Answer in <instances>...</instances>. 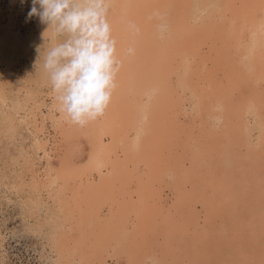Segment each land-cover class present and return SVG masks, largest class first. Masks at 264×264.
Segmentation results:
<instances>
[{
	"label": "rangeland",
	"instance_id": "rangeland-1",
	"mask_svg": "<svg viewBox=\"0 0 264 264\" xmlns=\"http://www.w3.org/2000/svg\"><path fill=\"white\" fill-rule=\"evenodd\" d=\"M120 1L121 0H113V3H111L112 0L109 1L107 0L108 20L111 25L112 36L116 40V48L118 53L117 55L119 56L120 49L125 48L122 52L126 53L129 56L130 61L132 60L131 53L128 52V48L131 49L132 44H130L129 47L128 46L125 47V43L127 42L130 43V41L132 43L137 42V39L134 40L132 33L130 32V30L127 29L129 24H131V22L134 21L138 25L137 27L135 25L136 30L141 29L142 26L140 25H146V27L149 26L148 28L154 31V37H156L161 43H165L166 45H168L166 50H168L167 52L169 56L168 57L169 66L166 69L158 71L156 75L154 74L152 80L145 79L144 81L139 82L140 80L139 79L137 80V78L138 77L141 78L140 77L141 75L140 76L135 75L136 78L134 79V77L132 76L130 65H128V70L129 69L130 70L127 72H130L129 73L130 75L127 72H125L124 75H122L123 77L121 76V74L119 73L117 74L116 84L118 83L121 85L120 86L118 85V87L116 86L113 92L112 98L113 97L114 98L111 99V102L109 104L110 106L111 105L112 106L107 107L108 109H110V111L107 109L102 117L98 118L95 121L89 122L85 126H79L71 123L68 119H66V116L60 111L59 104L55 99V93L52 90V85L50 82L49 75H47L48 73L43 68L45 53L48 50V48H50L51 46H53V44L58 42V38L54 36L51 30H49V32L46 33L48 29V25L41 23L40 18L38 16H34L31 19L28 18V12L32 7V0H0V264H68L67 261L66 263H63L62 258L65 255L62 254L63 250H61V253L58 252L59 246H62L63 248L70 247L68 251L71 250L70 251L71 253L69 252V254L67 253L66 254L68 259L72 260L71 264L72 263L73 264H82V263L83 264H104V263L105 264H128V263L146 264L149 258H153V260L155 258L154 261L157 264L159 262V260L156 261V258L158 256H160L159 259L161 260V263L158 264H229V261L234 260L235 257L238 255V251L235 252L232 250V248L225 247L224 242L221 244L220 243L211 244L212 245L211 249L207 251L201 250V247L199 245L195 246L196 244H200L201 243L200 241L204 239L201 238L202 239L201 240L199 237L201 234H205V232L209 229L211 224L212 227L219 226L223 232L226 231L228 233L230 232V230L233 231V233H236L240 239H245V238L247 239V237H249L247 235H250L251 232H252L251 235H254V232L258 233L256 235L257 237L259 236L258 239H256V237L254 236H253L254 240L253 238L250 239V237L252 236H250L247 239V242H249V246L251 249H253V247L256 246L255 244L260 243L262 241V238L264 237V226L263 228L257 230H255L254 228L253 229L251 228L252 229L251 230L249 226L250 224L255 222L254 221L255 219L252 216L255 215L256 217L259 215V213L261 214L262 207L260 209V206L262 205L264 206V188H263L264 175L262 174L264 173L263 172L264 170L261 173L262 175L259 173L261 172L262 169H264V155L261 156L260 154L258 155L255 152L253 154V152H251L254 149L256 152L263 151V149L260 147V143H262V141L264 140V136H263L264 111H262L263 109H260V108H264L263 107L264 106L263 105L264 104L263 102L264 101V95H263L264 94V54H262L264 53V47H263L264 46V40H263L264 39V30H263L264 0H252V1L215 0L216 3L214 2V0H208L209 2L207 0H176V2L175 0H169L167 1V4H165L164 7L166 8L165 11L161 10L160 12V14L164 13L165 16L164 14L163 16H160L161 21L157 22L156 24H155V20L154 22L151 23L147 21L148 15L150 14V9L146 7V4L148 7H151L150 4L153 2V4L155 3L154 6L157 7L156 4L159 0H156L157 2L155 0H150V1L145 0V2L142 1V3L140 2V0H138L139 3L135 2L136 4V6L134 7L135 10L134 8H132L133 7L132 4L128 5V3H125L124 0L121 1V3H119ZM241 1L243 2L242 4ZM148 2L151 3L149 4ZM183 2H186L187 6H185ZM218 2L219 4H217ZM214 3L217 4L219 8L215 6ZM124 4H126V6H123ZM139 5L141 6L139 7ZM37 7L39 8V5H37ZM232 7H235L236 10L235 8L233 9ZM184 8H185V15L182 16V19L187 20L188 25L191 26V29L193 30L192 33H189L191 35H188L186 41L184 40L182 41V39L179 38L181 35H177L178 30H175L173 28L174 26L173 22L170 19L171 17H169L171 16L172 13H177L178 11L179 12L177 14H179ZM192 10L194 11V13L192 12ZM225 10L228 13H226ZM240 10L242 11L240 12ZM143 12H147V13L144 14ZM124 13L126 14L125 17L126 19H124L125 22H122L120 16H123ZM249 15L251 18L248 17ZM227 18H229L230 20L229 21L226 20ZM142 19H144V21ZM154 19H157L156 15ZM249 19H252L253 21ZM145 20L147 24L143 23L145 22ZM219 21L225 23H220ZM228 22L231 24L228 25ZM153 23L155 25H153ZM161 25H163V27H161ZM225 25H228V27ZM241 25L244 26L241 27ZM151 26L154 28H152ZM260 29L261 31L263 30V32H261ZM161 35L163 36V39ZM245 35L250 38L246 37ZM126 36L127 39L129 37L131 40L128 39L129 41H127V39H125ZM219 36L222 37V39ZM232 36L236 38L234 39V37ZM225 37L226 40L223 39ZM240 38L243 40L241 41ZM244 38L246 39V44L245 42H243L245 41ZM223 40L225 41L223 42ZM255 40L258 42V44L256 43ZM49 41L50 43H48ZM212 43L214 45H212ZM226 43H228V46H225L227 45ZM139 44L140 43H138V45ZM236 44H238L239 46ZM254 45L255 46L257 45L256 48ZM199 47L200 49H198ZM214 48L219 49V51H216V49ZM232 48L234 49V51ZM199 51L200 52L206 51V52L199 54ZM254 51L257 52L254 53ZM183 53L186 54L187 56L189 55L190 59H188L187 56H185L184 58L182 56ZM212 53L214 56L212 55ZM208 54L211 55V57L208 56ZM251 54L252 56H250ZM204 56L206 57L205 60L203 58ZM243 56H245L246 58H244ZM194 59L199 63L200 60L202 61L204 60L203 62L204 63L206 62L204 65H207V67L204 66L202 62L200 64L196 63ZM166 60L168 59H163L162 61L165 63L167 62ZM176 60L178 64L176 63ZM247 61H248L247 63L248 65L244 67V65L246 64L244 62ZM155 62L156 59L152 58V63L155 64ZM187 62H191V64L189 65ZM216 62L219 63L217 64ZM251 62H253V65H251ZM184 63L186 64V66ZM144 64L145 65H142L143 69H145L146 67L149 68L148 65L149 63L145 62ZM221 64L222 65L224 64L223 65L224 67H222ZM194 65H197L198 68L197 66ZM202 65L204 67H202ZM187 66H189V68ZM247 66H249L250 68ZM190 67H192V69ZM213 67L214 70L212 69ZM218 68L220 70H218ZM227 68L228 71H226ZM240 68L244 69V70L242 69L243 70L242 73H240L241 72ZM193 69L196 72L194 74H192ZM133 70L135 71V69ZM189 70L191 71L189 72ZM252 70H254L253 71L254 73L251 72ZM199 71L201 72L198 73ZM136 72H138V70H136ZM177 72L180 73L179 75L183 74V76L184 75L187 76L185 80L184 78L182 79L184 81L183 83L181 82L180 85L177 84L179 82H174L175 81L174 78L176 77V74H178ZM249 73L250 74L252 73L251 74L252 76ZM258 73H260L262 79V80H258L260 81L261 86L255 84L256 86L255 89L258 88L259 93L256 92L257 94L251 97L252 99L246 98L248 97L245 95V91H247V88H245L246 90H243L240 81L247 78V80L249 79L248 81L251 83L252 81H254L253 74H258ZM161 74L164 75L163 78L165 80L162 79ZM205 74L207 75L205 76ZM246 74L248 76L250 75L249 78L247 77ZM210 76H212L213 78H211ZM231 76H233L234 78H232ZM238 76H240L241 78H239ZM171 77L173 78L171 79ZM131 78L133 81L131 80ZM226 78L227 80H225ZM228 78H230V80H228ZM236 78H239L238 79L239 82ZM153 79H155L156 82L155 80L153 81ZM218 81L219 83H222V85L219 84ZM229 81L231 82L234 81L233 83L236 84L232 86L233 83L230 85ZM150 82H151L150 86L151 85L152 86L148 88L147 86H149ZM211 82L213 83L211 84ZM214 82L217 84H215ZM181 84L183 87L181 86ZM129 85L131 89L129 88ZM223 85L224 86L226 85L225 86L226 89L222 88L223 90L222 91L220 86ZM210 87L213 89L208 90L210 89ZM232 87H234L235 90ZM166 88H168V90ZM120 89H124L125 91ZM147 90H149L150 92H148ZM221 91L226 92L228 95L225 93L223 94ZM229 91H231L232 93ZM242 91L244 92V94ZM114 93L116 94V96ZM214 93L216 94L214 95ZM220 93H222L221 96L224 99L221 96H219ZM120 96L123 99H120L119 98ZM211 96L213 97L211 98ZM117 97L119 98L120 101L116 99ZM168 97L171 98L172 101L171 99L169 100ZM160 98L162 103L159 100ZM221 98L225 101H223ZM115 99L117 100L116 103L118 102L117 103L118 107L117 109L116 108L115 109L124 113L122 114L123 116H125L126 114L127 115L133 114L131 116L138 117V115H140L137 118L139 121L137 129L140 128L138 132L142 133L140 139H141V144L143 143L142 144L143 148H145L144 149L145 156L143 161L145 163L147 162L148 164L151 163L146 170L148 173L150 172L149 173L150 175L147 176L146 180L150 182V181H154L156 178L158 179V181H156L155 184L152 183L153 187H155V190L158 189L157 187L160 188L161 184H164L165 187L164 189L167 188L166 190L167 193H165V190L163 189L164 191L162 193L163 196L162 202H164L163 205L166 207L165 209H167L168 207L170 213L167 212V214L164 215V219L161 222L163 226H165L166 223L169 221L170 223L180 222L179 220L180 219L179 217L181 216L179 213L180 211L171 214V212H173L174 210L170 206L172 201L174 202L175 200L174 193L175 191L179 190V184L175 179L177 175L174 174L170 175L168 173H165L164 171H161L162 168L160 169V164L156 165L155 167L152 165H154L157 161L159 162L160 159H163L164 156L166 155V152L167 155L170 156L172 152L174 153L175 151H177L176 154H178V156L182 155L181 157L179 156L178 158L179 159L183 158L182 159L183 162H185V164L187 165L189 162V160L187 161V157L190 159L191 156L195 154L196 151V148L194 146L195 141L200 140V142L202 143L200 144V146H197V148L200 151H204V152L208 151L206 153L207 155H203V158H206V156L207 158L208 157L210 158L211 151L212 152L213 150L215 151L214 148L217 147L219 148V151H217L216 156H214L215 160L218 159L217 164H219V166L215 167V170L211 169L213 168V166H215L213 162H211L212 164L210 163L208 166V162L203 163L197 159V161H199L197 164H201L200 166L203 165L204 166L198 168L199 171L194 170L189 172L190 175H192V173L198 175V177L194 176L195 178L194 177H190V178L192 179L191 181L194 182L193 187L195 188V190H199L198 192L200 193L211 192L210 187H207L209 181L214 182L216 179L224 180L225 185H223V188L226 187L227 189L221 188L222 190L217 191V195H219L221 204L223 203L222 205L225 206V209H223L224 208L223 207L222 210L226 212L224 213L222 211L223 214L220 213L221 215L219 214L218 218L215 214H213L212 216V218H214L215 220L216 218L218 219V221L220 220L219 222L217 221L215 223L209 219L206 220L207 213L205 211V207L207 205H205L204 203L202 204V199L199 198L200 194H197L196 197H198L199 199H194V201L190 203L191 205L189 207L190 208L192 207L190 212H187L188 211L187 205L183 206V204H181V206L185 207L183 209L186 212V216H183L181 219L184 225L186 224L185 226H187V228L186 227L184 228L187 231L183 229L184 231H181L179 233L180 234L179 236L182 235L181 238L177 234L175 236L173 235L170 236V238L166 236V239L168 238L169 241L168 243L163 244L164 243L162 240L163 236L159 237L162 228H155V229L151 228L152 233L149 232L148 234L149 236H145L143 234L145 233L143 231V227L144 225H146V223H148L147 220H149L150 217L144 216L146 213H148L149 207L145 208L144 206H142L140 200H142L141 198L144 196L150 197V199L152 196L150 195V193H148L147 195L138 193L137 190L139 188L132 190L130 189V187L133 186L131 179L136 182V179H138L137 175H140V173H142V171L136 170L137 166H132V169H129L126 166L127 164L122 163V165H120L122 166L123 169L122 171V173L124 174L123 180L125 181L122 182L124 185L116 186L118 189L116 187L112 188V186H110V181L116 180L117 178H116V174L115 175L112 173L108 174L106 167L103 168L104 175L102 177L98 175L96 170L90 173L91 172L90 170L93 169L95 165H97L98 163H102L105 160L106 157L104 154L105 151L104 149L106 146L105 144H109L112 137L110 138L109 136L110 134H108L107 132L106 134L108 135L106 136L103 127H104V123L108 120V115L111 116L113 115L112 112L116 111L115 109H114L115 111L113 110ZM129 99L132 100L130 101ZM245 99L248 103L245 101ZM253 99H255L254 103H252ZM235 100L237 102H235ZM153 101L155 103H153ZM169 101L171 102L169 103ZM231 101L234 102L232 103ZM241 101L243 102L245 101L246 103L245 102L243 103ZM129 103H131L130 106ZM164 103L166 105H164ZM207 103L211 104L212 106ZM133 105L135 106L137 105V107L135 106L132 107ZM247 105L248 107L249 105H251L249 110H247V111L251 110L250 112L244 111ZM148 106L151 107L149 108ZM196 106L199 107V109ZM126 107H127V112H126ZM209 108H211L213 112H211L212 110ZM142 109L145 110L143 111ZM236 109H239L238 112H235L237 111ZM159 110L160 113H158ZM241 111L243 113H241ZM141 114L143 117L141 116ZM169 114L171 118L168 116ZM211 114L213 115V117ZM122 115L120 113L121 117ZM223 115L225 116L223 117ZM240 116L243 117L242 119L245 122L243 120H241L242 122L240 121L239 119ZM204 117L207 118L205 119ZM163 119H168L169 123L168 124L164 123L165 120ZM224 121H226L225 122L226 124L224 123ZM247 121L250 124H248L245 127L247 129L245 133V130L242 127V123H247ZM142 123L144 124L141 125ZM99 125H101L102 127H100ZM163 125L164 127H162ZM165 125L167 127H165ZM129 126L130 124L128 123L127 129H129ZM131 126L133 125L131 124ZM131 126H130V130L132 128ZM170 127L171 129H169ZM163 129H164V133L163 132L161 133L160 131H162ZM117 130H118V126H117ZM240 130L243 132H241ZM166 132L168 134L170 132V135L166 136L167 134ZM182 132L185 133V135L189 136L188 138L189 140L187 139L188 141H186L184 137L181 136ZM97 134H101L102 137L101 135H97ZM205 134L208 135L206 136ZM194 135H196V137ZM203 135L204 137H202ZM153 136H157V137L153 138ZM163 136L166 138L168 137V140L166 138L164 139ZM205 137L207 139H204ZM157 138H160L161 140V141L156 140L157 143L158 141H160V144L158 143L159 145H157V143L155 142V139ZM230 140H234L236 143L231 142ZM163 142H165V144ZM100 144L101 146H103L102 148L100 147ZM182 144L185 145V148H183L184 146ZM209 145L212 146V149H210L211 147ZM204 146H206L207 148L206 147L204 148ZM124 148L122 149V151L124 150ZM209 149L211 151H209ZM102 151L103 154L101 153ZM149 151L153 153L152 155H154V157L151 155ZM95 152L96 153L98 152L97 155ZM131 154L129 153L130 158L132 157L130 156ZM94 155L95 157H93ZM126 155H128V153H126ZM97 156H99L100 158ZM223 157L230 158L231 165L226 166L227 163L224 162ZM178 158L175 157L176 160H178ZM149 167L152 168L149 169ZM256 167L259 168L257 169ZM120 168L116 170L120 171L119 170ZM226 173L229 174L227 175ZM253 174L256 175L252 176ZM238 176H240L241 178ZM248 176L249 178L253 177L254 181L250 180L251 178L250 179L246 178ZM238 180L240 181L236 183V181ZM157 183L158 185H156ZM187 183L188 181L186 182V185ZM90 184H91L90 190L89 191L87 190L88 193H85L84 192L85 191L84 188H86L85 185H90ZM236 184H238L239 186ZM149 185L150 184L147 183V187H149L147 188V190L150 192L151 190L149 189L153 187H150ZM245 185L248 186L246 187V189L244 187ZM193 187L192 189H194ZM128 189L130 190L128 191ZM241 189L244 191H242ZM229 190L231 191L232 194L235 195L234 196L235 201L234 199L231 198L232 195ZM227 197L229 198L227 199ZM91 198L93 199L91 200ZM100 199H101L100 201L101 204L99 203ZM150 199L148 201V204L151 203ZM226 200H228L229 202H226ZM81 201L83 202V204L81 203ZM125 201L128 203L126 204ZM91 202L92 205H90ZM231 202L234 208L235 207L237 208L235 209L232 208V205L230 204ZM228 203L230 206L228 205ZM152 204L153 206L156 205L155 200L152 202ZM123 205H125L126 208L123 210L124 213L123 211L120 210L124 208ZM227 205L229 206V208H226L228 207ZM73 206H75L74 208L77 211L73 208ZM92 206L95 207L92 209ZM131 206L134 207V209ZM229 209L230 210L234 209L235 211L234 210L230 211ZM238 211H240V213ZM248 211H254V212L252 213ZM227 212L229 215L227 214ZM231 212H232V216H231ZM233 212H235V214H233ZM79 213H81V215ZM114 213H116V215ZM126 213L129 214L127 215ZM152 213L154 212L152 211L149 214L151 215ZM170 214L173 215L171 220L174 222H172L168 217V215ZM236 214L238 216H236ZM243 215L246 216V218L244 217V222H246L247 226L245 225V223L241 224L242 223L241 220H243L242 219ZM250 216L252 217V219L249 218ZM227 217H229L230 219L229 218L227 219ZM232 217L235 222L233 221ZM82 218L83 220H86V222H83ZM98 219L99 220L101 219L100 222ZM119 219L120 221L117 222ZM236 219L238 222L236 221ZM121 220L123 225L121 224ZM246 220H248L249 222H247ZM220 222L222 224H220ZM84 223L85 225L90 224L91 226H93V228L90 226L91 228L87 229L88 232L86 233L85 236H87V234L88 236L85 237L87 238L86 240H83L81 237L83 236L81 226L84 227V230L86 228ZM117 223H119L122 226H118ZM104 225H105V229H104ZM197 226L198 229H196ZM200 226L201 227L205 226L203 227L205 229L200 228ZM243 226H245V228H243ZM94 227L96 228L95 231H94L95 229ZM115 227L119 229L116 230ZM233 227H235L234 229L238 230V232L239 229L241 228L242 229L240 230L241 234L233 230ZM120 229H122V231ZM103 232L104 233L107 232V233L104 235ZM65 234H67V236ZM210 236L211 235H207L206 237L208 238H206L202 242L206 244L205 242L210 240ZM143 240L145 242V245H143L142 243ZM67 241H69V244ZM88 241L90 242L92 247H90L91 245L89 244ZM119 241H121L120 244ZM197 241H199L200 243H198ZM82 242L83 243L88 242L87 246L89 247L87 248L89 252L87 251H86L87 253L83 252L82 249L84 248H81ZM157 242L160 245L159 249L163 251L160 254L156 252L158 249ZM252 242L254 243L252 244ZM131 245L132 248H129ZM129 251L130 252L133 251V252L129 253ZM137 252L140 254H138ZM243 256L244 257H242L241 259L244 260L247 258L246 254ZM253 264L256 263L253 262Z\"/></svg>",
	"mask_w": 264,
	"mask_h": 264
},
{
	"label": "bare ground",
	"instance_id": "bare-ground-1",
	"mask_svg": "<svg viewBox=\"0 0 264 264\" xmlns=\"http://www.w3.org/2000/svg\"><path fill=\"white\" fill-rule=\"evenodd\" d=\"M109 1V0H108ZM121 1H123V0H121ZM121 1L119 2V3H121ZM125 1V3H128V5H131L132 4V8H134L135 6H136V4H135V2L136 3H139L138 2V0H124ZM133 1H134V3H133ZM142 1L143 2H145V0H140V2L142 3ZM150 1V0H149ZM156 1V0H155ZM154 1V2H155ZM167 1H169V0H159L158 2H157V7L156 6H154L155 5V3L153 4V2L150 4L149 2V4L151 5V7H148L147 6V4H146V7L148 8V9H150V14L148 15V19H147V21H149V23H151V22H154V20H155V24L157 23V22H159V21H161V18H160V16H163V14L161 13L160 14V12H161V10L162 11H165V9L166 8H164L165 7V4H167ZM208 1V0H207ZM250 1H252V0H250ZM175 2H176V0H175ZM209 2V1H208ZM213 2V1H212ZM214 2H215V0H214ZM220 2V1H219ZM219 2L217 3V4H219ZM238 2V1H237ZM236 2V3H237ZM111 3H113V0H112V2ZM184 4H185V6H187V3L186 2H183ZM216 3V2H215ZM214 3V4H215ZM243 2L241 1V4H242ZM171 4H172V2H171ZM177 4V3H176ZM175 4V5H176ZM180 4H181V2H180ZM217 4H215V6H217L218 8H219V6L217 5ZM233 4V3H232ZM250 4V3H249ZM119 5V4H118ZM121 5V4H120ZM138 5V4H137ZM111 6V5H110ZM123 6H126V4H124ZM141 5H139V7H140ZM154 6V7H153ZM167 6V5H166ZM169 6V5H168ZM235 6V5H234ZM258 6V5H257ZM240 7V6H239ZM137 8V7H136ZM142 8V7H141ZM158 8V9H157ZM233 9L235 8V7H232ZM231 8V9H232ZM255 8V7H254ZM257 8V7H256ZM110 9V8H109ZM140 9V8H139ZM145 9V8H144ZM148 9H147V12H148ZM230 9V10H231ZM244 9V8H243ZM248 9V8H247ZM131 10V9H130ZM134 10H135V8H134ZM194 10H196V9H194ZM214 10V9H213ZM229 10V11H230ZM235 10H236V8H235ZM139 11V10H138ZM226 11V10H225ZM233 11V10H232ZM242 10H240V12H241ZM247 11V10H246ZM147 12H143L144 14L145 13H147ZM175 12V11H174ZM179 12V11H178ZM177 12V13H178ZM192 12L194 13V11L192 10ZM212 12V11H211ZM218 12H219V10H218ZM234 12V11H233ZM244 12V11H243ZM126 13V12H125ZM124 13V15L123 16H120L121 18V21L122 22H125V20L124 19H126L125 17H126V14ZM131 13V12H130ZM129 13V14H130ZM177 13H172L171 14V16H169V17H171L170 19H171V21L173 22V28L175 29V30H178V33H177V35H181L179 38H181L182 39V41L184 40V41H186L187 40V37H188V35H191V34H189V33H192L193 32V30L191 29V26H189L188 25V21L187 20H185V19H182V16H184L185 15V8L184 9H182V11L179 13V14H177ZM213 13V12H212ZM226 13H228L227 11H226ZM252 13V12H251ZM135 14V13H134ZM159 14V15H158ZM242 14V13H241ZM243 14H245V13H243ZM256 14V13H255ZM138 15H140V14H138ZM137 15V16H138ZM155 15H156V17H157V19H154L155 18ZM169 15V14H168ZM224 15H226V14H224ZM235 15V14H234ZM233 15V16H234ZM237 15V14H236ZM133 16H135V15H133ZM133 16H131V17H133ZM164 16H165V14H164ZM228 16V15H227ZM168 17V18H169ZM238 17V16H237ZM248 17H250V15L248 16ZM247 17V18H248ZM163 18V17H162ZM233 18V17H232ZM235 18H236V16H235ZM244 18H246V17H244ZM243 18V19H244ZM251 18V17H250ZM253 18V17H252ZM141 19V18H140ZM140 19H139V21H140ZM169 19V20H170ZM210 19V18H209ZM117 20H119V19H117ZM128 20V19H127ZM143 21H144V19H142ZM226 20H230L229 18H227ZM234 20V19H233ZM245 20V19H244ZM249 20H251V21H253L252 19H249ZM138 21V20H137ZM138 21V22H139ZM164 21H165V19H164ZM191 21V20H190ZM119 22V21H118ZM122 22H120V23H122ZM192 22V21H191ZM220 23H225V22H221V21H219ZM141 23V22H140ZM143 23H145V24H147V22H146V20H145V22H143ZM149 23H148V25H149ZM233 23V22H232ZM250 23V22H249ZM114 24V23H113ZM139 24V23H138ZM154 23H153V25H155ZM227 24V23H226ZM229 24H231V23H229L228 22V25ZM234 24V23H233ZM232 24V25H233ZM243 24V23H242ZM115 25H116V23H115ZM126 25V24H125ZM135 25H136V27L138 26L137 24H136V22H134V21H132L131 22V24H129V26H128V30H130V32L132 33V35H133V39L135 40V39H137V42L136 43H132L131 41H130V43H125V47H129V45L130 44H132L131 45V49H132V52H131V56H132V60L130 61V59H129V56L126 54V53H123L122 51L125 49V48H122V49H120V51H119V56L117 55V58H118V60H119V62H120V70H119V74H121V76L122 75H124V73L125 72H127V71H129L130 69H131V72H132V76L134 77V79L136 78V76L135 75H138V76H140L141 78H137V80L139 79L140 81L139 82H141V81H144L145 79L146 80H152V78H153V75L155 74H157V72L158 71H161V70H163V69H166V68H168V66H169V56H168V50H166L167 49V46L168 45H166L165 43H161L156 37H154V31L153 30H151L150 28H148V27H146V25H140V26H142L141 27V29L140 30H136L135 28ZM152 25V24H151ZM224 25V24H223ZM228 25H225V26H227L228 27ZM246 25V24H245ZM242 26H244V25H241V27ZM116 27H117V25H116ZM152 27V26H151ZM235 27V26H234ZM259 27H260V25H259ZM152 28H154V27H152ZM249 29V28H248ZM246 30H247V28H246ZM250 30V29H249ZM253 30V29H252ZM259 30V29H258ZM264 30V29H263ZM263 30L261 31V29H260V31L261 32H263ZM223 31H224V29H223ZM126 32H127V30H126ZM125 32V33H126ZM247 32V31H246ZM245 33V32H244ZM241 34V33H240ZM247 34V33H246ZM261 34V33H260ZM121 35V34H120ZM164 35H165V33H164ZM222 35V34H221ZM252 35H254V34H252ZM122 36V35H121ZM160 36V35H159ZM166 36H168V35H166ZM175 36H176V34H175ZM223 36V35H222ZM227 36V35H226ZM230 36V35H229ZM243 36H244V34H243ZM246 36V35H245ZM259 36V35H258ZM123 37V36H122ZM161 37H162V39H163V36L161 35ZM171 37V36H170ZM220 37V36H219ZM232 37H234V36H232ZM246 37H248V36H246ZM245 37V38H246ZM262 37V36H261ZM132 38V37H131ZM221 39H222V37H220ZM231 38V37H230ZM236 37H234V39H235ZM239 38V37H238ZM244 38V39H245ZM248 38H250V37H248ZM257 38V37H256ZM255 38V39H256ZM260 38V37H259ZM258 38V39H259ZM125 39H127V36H126V38ZM128 39H130L129 37H128ZM127 39V41H129ZM180 39V40H181ZM223 39H225L226 40V37L225 38H223ZM233 39V40H234ZM252 39H254V38H252ZM131 40V39H130ZM225 40H223V42L225 41ZM228 40V39H227ZM239 40V39H238ZM240 40L242 41L243 39H241L240 38ZM262 40V39H261ZM264 40V39H263ZM126 41V40H125ZM188 41H190V40H188ZM235 41H237V40H235ZM241 41H240V43H241ZM256 41V40H255ZM211 42V41H210ZM222 42V43H223ZM227 42V41H226ZM243 42H245V44H246V39H245V41H243ZM242 42V43H243ZM138 43H140L139 45H138ZM232 43H233V41H232ZM237 43V42H236ZM239 43V44H240ZM248 43V42H247ZM250 43V42H249ZM252 43H253V40H252ZM255 43V42H254ZM256 43L258 44V42L256 41ZM171 44V43H170ZM182 44H183V42H182ZM201 44V43H200ZM208 44V43H207ZM227 45H225V46H228V43H226ZM229 44H231V43H229ZM186 45V44H185ZM203 45H205V44H203ZM212 45H214L213 43H212ZM217 45V44H216ZM236 45H238V44H236ZM248 45V44H247ZM246 45V46H247ZM184 46V45H183ZM188 46V45H187ZM208 46H210V45H208ZM234 46V45H233ZM239 46V45H238ZM237 46V47H238ZM245 46V47H246ZM255 46V45H254ZM257 46V45H256ZM256 46H255V48H256ZM263 46V45H262ZM139 47V48H138ZM141 47V48H140ZM170 47V46H169ZM168 47V48H169ZM177 47V46H176ZM189 47V46H188ZM206 47V46H205ZM204 47V48H205ZM216 47V46H215ZM264 47V46H263ZM171 48V47H170ZM219 48V47H218ZM231 48V47H230ZM242 48V47H241ZM254 48V47H253ZM258 48V47H257ZM129 49V48H128ZM182 49V48H181ZM198 49H200V47L198 48ZM214 49H216V51H219V49H217V48H214ZM233 49V48H232ZM240 49V48H239ZM172 50V49H171ZM206 50V49H205ZM253 50H255V49H253ZM257 50V49H256ZM260 50H262V49H260ZM175 51V50H174ZM233 51H234V49H233ZM248 51V50H247ZM183 52V51H182ZM182 52H180V53H182ZM187 52V51H186ZM185 52V53H186ZM206 51H204V52H200L199 51V54L200 53H205ZM223 52V51H222ZM257 52V51H256ZM255 51H254V53H256ZM261 52V51H260ZM259 52V53H260ZM188 53V52H187ZM250 53V52H249ZM118 54V53H117ZM211 54V53H210ZM237 54V53H236ZM262 54H264V53H262ZM178 55H180V54H178ZM212 55H213V53H212ZM177 56V55H176ZM175 56V57H176ZM184 58H185V56H187L186 54H184L183 53V55H182ZM201 56V55H200ZM208 56H210L211 57V55H209L208 54ZM214 56V55H213ZM250 56H252V54L250 55ZM163 57H166V58H163ZM175 57H174V59H175ZM179 57V56H178ZM188 57V59H190L189 58V55L187 56ZM198 57V56H197ZM244 58H246L245 56H243ZM261 57V56H260ZM263 57V56H262ZM152 58H154V59H156V62H155V64L154 63H152ZM168 59V60H166L167 62H163L162 60L163 59ZM180 58V57H179ZM199 58V57H198ZM202 58V57H201ZM200 58V59H201ZM204 58V60L206 59V57L204 56L203 57ZM202 58V59H203ZM129 59V60H128ZM173 59V60H174ZM234 59V58H233ZM250 59V58H249ZM254 59H255V57H254ZM180 60V59H179ZM195 60V59H194ZM203 60V61H204ZM243 60V59H242ZM199 61V60H198ZM202 60H200V63L202 62V64L204 65L205 63L203 62ZM223 61V60H222ZM225 61V60H224ZM244 61H246V60H244ZM149 63L148 65H149V68L148 67H146L145 69H143V67H142V65H145L144 63ZM192 62V61H191ZM191 62H187L189 65L191 64ZM195 62L196 63H199V62H197L196 60H195ZM170 63H171V61H170ZM175 63V62H174ZM176 63H177V60H176ZM175 63V64H176ZM199 63V64H200ZM217 63V62H216ZM219 63V62H218ZM217 63V64H218ZM222 63H224V62H222ZM226 63V62H225ZM244 63H246L245 65H244V67H246V65H248L247 63H248V61L247 62H244ZM250 63V62H249ZM178 64V63H177ZM185 64V63H184ZM183 64V65H184ZM192 64H194V63H192ZM128 65H130V69L128 70ZM171 65V64H170ZM202 65V67H204V66H206L207 67V65H204L203 66ZM222 65V64H221ZM224 65V64H223ZM222 65V67H224ZM250 65V64H249ZM251 65H253V62H251ZM181 66V65H180ZM185 66H186V64H185ZM192 66V65H191ZM194 66H197V65H194ZM225 66H226V64H225ZM152 67V68H151ZM176 67V66H175ZM177 67H178V65H177ZM184 67V66H183ZM188 68H189V66H187ZM239 67V66H238ZM243 67V68H244ZM247 67H249V66H247ZM254 67V66H253ZM191 69H192V67H190ZM197 68H198V66H197ZM217 68V67H216ZM226 68V67H225ZM236 68V67H235ZM242 68V69H243ZM250 68V67H249ZM133 69H135V71L133 70ZM211 69V68H210ZM213 70H214V67L212 68ZM222 69V68H221ZM237 69H239V68H237ZM241 69V68H240ZM240 70L239 72L240 73H242V71L244 70ZM136 70H138V72H136ZM144 70V71H143ZM152 70V71H151ZM170 70V69H169ZM200 70V69H199ZM202 70H203V68H202ZM218 70H220L219 68H218ZM247 70H249V69H247ZM257 70V69H256ZM191 70H189V72H190ZM205 71V70H204ZM215 71H217V70H215ZM226 71H228V68H227V70ZM245 71H246V69H245ZM254 70H252L251 72H253ZM183 72H184V70H183ZM201 71H199L198 73H200ZM207 72V71H206ZM209 72V71H208ZM219 72V71H218ZM222 72V71H221ZM128 74L130 73V72H127ZM178 73V72H177ZM194 73H196L195 71H194V69H193V72H192V74H194ZM210 73H212V72H210ZM244 73V72H243ZM247 73V72H246ZM254 73V72H253ZM180 73H178V74H176V77L174 78L175 79V81L174 82H179V83H177L178 85H180V83L182 82L183 83V81L185 80V78L187 77L186 75H184L183 76V74L182 75H179ZM191 74V75H192ZM217 74V73H216ZM221 74V73H220ZM226 74V73H225ZM250 74V73H249ZM252 74V73H251ZM250 74V75H251ZM48 75V74H47ZM130 75V74H129ZM151 75H152V77H151ZM170 75H171V72H170ZM190 75V74H189ZM207 74H205V76H206ZM237 75V74H236ZM236 75H233V76H236ZM242 75V74H241ZM247 75V74H246ZM246 75H245V77H246ZM249 75V76H250ZM131 76V77H132ZM161 76H162V79H164L163 77H164V75H162L161 74ZM215 76H217V75H215ZM219 76V75H218ZM233 76H231L232 78H234ZM249 76L247 75V77L249 78ZM252 76V75H251ZM253 76H254V81H252L251 83L247 80V78H245L244 80H241L240 82V84L242 85V87H243V90H246L245 88H247V91H245V95L246 96H248V97H246V98H251V97H253L255 94H257L256 92H258L259 91V89L258 88H256L255 89V84L257 85H260L261 86V84H260V81H258V80H262L261 79V76H260V73H258V74H253ZM123 77V76H122ZM198 77V76H197ZM211 78H213L212 76H210ZM225 77V76H224ZM230 77V76H229ZM239 78H241L240 76H238ZM126 78H128V77H126ZM157 78V77H156ZM155 78V79H156ZM173 77H171V79H172ZM184 78V80H182ZM201 78V77H200ZM239 78H236L237 80L239 79ZM155 79H153V81L155 80ZM159 79V78H158ZM170 79V80H171ZM208 79V78H207ZM243 79V78H242ZM251 79V78H250ZM124 80V79H123ZM131 80H132V78H131ZM165 80V79H164ZM169 80V81H170ZM212 80V79H211ZM223 80V79H222ZM222 80H221V82H222ZM225 80H227V78L225 79ZM228 80H230V78H228ZM245 80H247V81H245ZM122 81V80H121ZM125 81V80H124ZM133 81V80H132ZM136 81V80H135ZM173 81V80H172ZM232 81V80H231ZM231 81H229V84L231 85L233 82H231ZM152 82V81H151ZM151 82L149 83V86H147L148 88L149 87H151L150 86V84H151ZM155 82H156V80H155ZM162 82V81H161ZM160 82V83H161ZM171 82V81H170ZM201 82V81H200ZM208 82H209V80H208ZM231 82V83H230ZM238 82H239V80H238ZM262 82V81H261ZM136 83V82H135ZM168 83V82H167ZM213 82H211V84H212ZM215 83V82H214ZM218 83H219V81H218ZM123 84V83H122ZM126 84V83H125ZM143 84V83H142ZM141 84V85H142ZM204 84H206V83H204ZM215 84H217V83H215ZM219 84H221L222 85V83H219ZM218 84V85H219ZM224 84H225V82H224ZM236 84V83H235ZM234 83L232 84V86L233 85H235ZM246 84H248V85H246ZM118 85L120 86L121 84H118L117 83V87H118ZM128 85V84H127ZM136 85V84H135ZM141 85H140V88H141ZM177 85V86H178ZM238 85V84H237ZM246 85V86H245ZM156 86V85H155ZM181 86H182V84H181ZM205 86V85H204ZM226 86V85H225ZM225 86L223 85V86H220V88H221V90H222V88H224V89H226L225 88ZM228 86V85H227ZM124 87V86H123ZM168 87V86H167ZM183 87V86H182ZM188 87V86H187ZM258 87V86H257ZM126 88V87H125ZM129 88H130V85H129ZM142 88H143V86H142ZM144 88H146V87H144ZM180 88V87H179ZM184 88H185V86H184ZM233 89H234V87H232ZM118 89V88H117ZM131 89V88H130ZM167 90H168V88H166ZM205 89V88H204ZM211 89H213V88H211L210 87V89H208V90H211ZM229 89V88H228ZM232 89V90H233ZM120 90H124V89H120ZM133 90V89H132ZM165 90V89H164ZM235 90V89H234ZM255 90V91H254ZM125 91V90H124ZM148 92H150L149 90H147ZM156 91H157V89H156ZM223 91V90H222ZM221 91V92H222ZM123 92V91H122ZM136 92V91H135ZM154 92V91H153ZM172 92V91H171ZM203 92V91H202ZM205 92H206V90H205ZM204 92V93H205ZM213 92V91H212ZM216 92V91H215ZM218 92V91H217ZM220 92V91H219ZM229 92H231V91H229ZM234 92V91H233ZM243 92V91H242ZM117 93V92H116ZM127 93V92H126ZM134 93V92H133ZM223 94L225 93V94H227L226 92H222ZM222 93H220V95L219 96H221V94ZM232 93V92H231ZM230 93V94H231ZM259 93V92H258ZM263 93V92H262ZM115 94V93H114ZM118 94V93H117ZM122 94V93H121ZM125 94V93H124ZM140 94V93H139ZM143 94V93H142ZM141 94V95H142ZM163 94V93H162ZM216 93H214V95H215ZM229 94V95H230ZM243 94H244V92H243ZM119 95V94H118ZM129 95V94H128ZM213 95V96H214ZM228 95V94H227ZM233 95V94H232ZM264 95V94H263ZM115 96H116V94H115ZM125 96V95H124ZM143 96V95H142ZM146 96V95H145ZM208 96V95H207ZM213 96H211V98L213 97ZM226 96V95H225ZM126 97H127V95H126ZM147 97V96H146ZM146 97H145V100H146ZM222 97V96H221ZM241 97H242V95H241ZM261 97V96H260ZM114 98V97H113ZM112 98V99H113ZM120 99H123V98H121V96L119 97ZM119 98L117 97L116 99H118L119 100ZM167 98V97H166ZM196 98V97H195ZM207 98V97H206ZM209 98V97H208ZM210 98V99H211ZM223 98V97H222ZM221 98V99H222ZM245 98V97H244ZM256 98V97H255ZM115 99V102H114V108H113V110L116 108L117 109V107H118V105H117V103H116V100ZM138 99H140V98H138ZM142 99V98H141ZM168 99L170 100L171 98H169L168 97ZM194 99V98H193ZM224 99V98H223ZM222 99V100H223ZM252 99V98H251ZM130 100V99H129ZM132 100V99H131ZM130 100V101H131ZM135 100H137V99H135ZM148 100H151V99H148ZM155 100V99H154ZM160 100V102H161V98L159 99ZM120 101V100H119ZM140 101V100H139ZM156 101V100H155ZM171 101H172V99H171ZM171 101H169V103L171 102ZM174 101V100H173ZM197 101V100H196ZM207 101V100H206ZM215 101V100H214ZM223 101H225V100H223ZM227 101V100H226ZM245 101H246V99H245ZM244 101V102H245ZM133 102H135V101H133ZM137 102V101H136ZM159 102V101H158ZM168 102V101H167ZM232 102V101H231ZM234 102V101H233ZM232 102V103H233ZM235 102H237L236 100H235ZM241 102H243V101H241ZM243 102V103H244ZM247 102V101H246ZM245 102V103H246ZM255 102V99H253V101H252V103H254ZM264 102V101H263ZM116 103V104H115ZM126 103V102H125ZM139 103V102H138ZM153 103H155L154 101H153ZM162 103V102H161ZM198 103V102H197ZM200 103V102H199ZM204 103V102H203ZM218 103V102H217ZM248 103V102H247ZM120 104H123V103H120ZM127 104V103H126ZM134 104V103H133ZM137 104V103H136ZM152 104V103H151ZM159 104V103H158ZM207 104H209V103H207ZM212 104H214V103H212ZM131 105V103H129V106ZM153 105V104H152ZM151 105V106H152ZM162 105V104H161ZM164 105H166L165 103H164ZM198 105V104H197ZM209 105H211V104H209ZM209 105H208V107H209ZM235 105V104H234ZM264 105V104H263ZM112 106V105H111ZM110 105H109V107H111ZM120 106V105H119ZM135 105H133L132 107H134ZM143 106V105H142ZM150 106V107H151ZM154 106H155V104H154ZM169 106V105H168ZM212 106V105H211ZM245 106V105H244ZM135 107H137V105L135 106ZM149 107V106H148ZM149 107V108H150ZM156 107H159V106H156ZM197 107V106H196ZM207 107V108H208ZM219 107V106H218ZM234 107V106H233ZM251 107V105H249V107H248V105L245 107V110L244 111H247V110H249V108ZM262 107V106H261ZM264 107V106H263ZM130 108V107H129ZM198 109H199V107H197ZM205 108V107H204ZM212 108V107H211ZM211 108H209V109H211ZM215 108V107H214ZM221 108V107H220ZM108 109V108H107ZM106 109V110H107ZM115 109V110H116ZM131 109V108H130ZM138 109V108H137ZM152 109V108H151ZM161 109H162V107H161ZM194 109V108H193ZM252 109V108H251ZM260 109H263L262 111H264V108H260ZM109 111H110V109H108ZM112 110V109H111ZM112 110V111H113ZM114 110V111H115ZM143 110V109H142ZM145 110V109H144ZM143 110V111H144ZM150 110V109H149ZM212 110V109H211ZM237 111H235V112H238V110L239 109H236ZM124 111V110H123ZM162 111H164V110H162ZM161 111V112H162ZM251 111V110H250ZM250 111H247V112H250ZM126 112H127V107H126ZM133 112V111H132ZM131 112V113H132ZM139 112V111H138ZM147 112H148V110H147ZM153 112H155V111H153ZM157 112V111H156ZM166 112V111H165ZM173 112V111H172ZM176 112V111H175ZM211 112H213V110L211 111ZM234 112V113H235ZM120 113H121V115L122 114H124V113H122V112H120V111H118V110H116L115 112H112V114L113 115H108V120L104 123V127H103V130H104V132H105V134H106V132L108 133V134H110L109 136H110V138H111V141H110V143L109 144H105L106 146H105V151H104V154H105V160H104V158H103V162L102 163H98L97 165H95V167L93 168V169H91L90 171V173H92V172H94L95 170H96V172L98 173V175L100 176V177H102L103 175H104V170H103V168H107V172H108V174H116V180H111L110 181V186H112V188L113 187H116V186H119V185H124L122 182L123 181H125V180H123L124 179V177H123V173H122V171H123V169H122V166H120V165H122V163H124V164H127L126 166L129 168V169H132V166H137V171H142V173H140V175H137V177H138V179H136V182L135 181H133L132 179H131V182L133 183L132 185L133 186H131L130 187V189L132 190V189H138L137 190V192L138 193H140V194H144V195H147L148 193H150V195L152 196L151 197V199H150V197H147V196H144V197H142L141 199L142 200H140L141 201V203H142V206H144L145 208H147V207H149L148 208V213H146L144 216H148V217H150L149 218V220H147V222L148 223H146V225H144V227H143V231L145 232V233H143L145 236H149L148 234H149V232L150 233H152L151 232V228H153V229H155V228H162V230L160 231V236L159 237H161V236H163V238H162V240H163V244H166V243H168V241H169V239L168 238H170V236H175L176 234L179 236L180 234V232L181 231H184V230H186L184 227H186L187 228V226H185L184 225V223L182 222V217L183 216H186V212H185V210L183 209V208H185V207H183V206H185V205H187L188 207H187V209H188V211L187 212H190V210H191V208L189 207L191 204V202H193L194 201V199H202V204L204 203L205 205H207L206 207H205V211H206V213H207V216H206V220H211V221H213V222H217L218 221V216H219V214L220 213H222L223 214V212L225 213L226 211H223L222 210V208L223 209H225V206L224 205H222L221 204V200H220V198H219V195H217V191H219V190H222V189H224V188H226V187H224L223 188V185H225V182H224V180H222V179H216L214 182H211V181H209V184H208V186L207 187H210V189H211V192H209V193H206V192H198L199 190H195V188L193 187V184H194V182L193 181H191L192 179L190 178V177H194V176H196V177H198V175H195V174H193L192 172V175H190V171H199L198 170V168H201V167H203V166H200L201 164H197L199 161H201V162H208V166H209V164L211 163V162H213L214 163V165L215 166H213V168H211L212 170H215V167L216 166H219V164H217L218 162H217V160L218 159H214V156H216V154H217V151H219V148L217 147V148H214L215 149V151L213 150V152L210 150V149H212V146H210L211 148L209 149V151H211V157L209 158H207V156H206V158H203V155H207L206 153L208 152H204V151H200L198 148H197V146H200V144H202L201 142H200V140L199 141H195L194 142V146H195V148H196V151H195V154L194 155H190L191 156V158L189 159L188 157H187V161L189 160V162H188V164L186 165L185 164V162H183V158L182 159H179L178 157L180 156H178V154H176V152L177 151H175L174 153L172 152V154L170 155V156H168L167 155V152H166V155L164 156V158L163 159H160V161L158 162V164H157V162L154 164V165H152V166H156V165H159L160 164V169L162 168V170L161 171H164L165 173H168V174H170V175H172V174H174V175H177V177L175 178L176 180H177V183L179 184V190H177V191H175V200H174V202L172 201V203H171V208L174 210L173 212H171V214H173V213H176L177 211H180L179 213H180V222H176V223H170V221L169 222H167L166 223V225L165 226H163L162 225V221H163V219H164V215L165 214H167V212H169V209H168V207H167V209H165L166 207L163 205V203L164 202H162V200H163V196H162V193H163V191L165 190V193H167L166 192V190H167V188L166 189H164L165 187H164V184H161V186H160V188L159 187H157L158 189H156L155 190V187H153V184L152 183H156V181H158V179L156 178L155 180H154V178H153V180L154 181H150V182H148L146 179H147V176H149L150 174V172L148 173L146 170H147V168H148V166L151 164H148L147 162L145 163L143 160H144V154H145V148H143V146H142V144H141V139H140V136H141V132L139 133L138 132V130H140V128L139 129H137V126H138V124H139V121H138V117L140 116V115H138V117H136V116H131V115H133V114H126L125 116H123L122 115V117L120 116ZM137 113V112H136ZM151 113V112H150ZM158 113H160V110H159V112ZM184 113H186V112H184ZM194 113H195V111H194ZM197 113V112H196ZM231 113H233V112H231ZM241 113H243L242 111H241ZM148 114V113H147ZM198 114V113H197ZM149 115V114H148ZM151 115V114H150ZM153 115V114H152ZM212 115V114H211ZM210 115V116H211ZM230 115V114H229ZM110 116V117H109ZM141 116H142V114H141ZM166 116V115H165ZM169 117H170V114L168 115ZM225 115H223V117H224ZM136 117V118H135ZM143 117V116H142ZM141 117V118H142ZM150 117V116H149ZM212 117H213V115H212ZM220 117V116H219ZM245 117V116H244ZM62 118H63V116H62ZM65 118V117H64ZM106 118H107V116H106ZM123 118V119H122ZM154 118V117H153ZM171 118V117H170ZM175 118H178V117H175ZM183 118V117H182ZM205 119L207 118V117H204ZM203 118V119H204ZM208 118H210V117H208ZM228 118V117H227ZM236 118V117H235ZM239 118V117H238ZM243 117L242 116H240V121L241 120H243L242 119ZM67 119V118H66ZM159 119V118H158ZM173 119V118H172ZM184 119H185V117H184ZM187 119V118H186ZM215 119V118H214ZM97 120V119H96ZM102 120V119H101ZM106 120V119H105ZM147 120V119H146ZM163 120H165V122L164 123H169V120L168 119H163ZM188 120H189V118H188ZM246 120V119H245ZM67 121V120H66ZM155 121H158V120H155ZM172 121V120H171ZM176 121V120H175ZM179 121V120H178ZM185 121V120H184ZM223 121V120H222ZM244 121V120H243ZM102 122V121H101ZM104 122V121H103ZM130 124V126H131V124L133 125V126H131L132 128H131V130H130V126H129V129H127L128 128V123ZM148 122V121H147ZM193 122V121H192ZM226 121H224V123H225ZM237 122V121H236ZM239 122V121H238ZM242 122V121H241ZM245 122V121H244ZM174 123V122H173ZM228 123V122H227ZM230 123H231V121H230ZM103 124V123H102ZM144 123H142L141 125H143ZM163 124V123H162ZM161 124V125H162ZM179 124V123H178ZM186 124V123H185ZM203 124V123H202ZM226 124V123H225ZM248 124H250L248 121H247V123H242V127L244 128V130H245V133H246V126L248 125ZM141 125H139V126H141ZM160 125V126H161ZM192 125V124H191ZM218 125V124H217ZM75 126V125H74ZM94 126V125H93ZM100 127H102L101 125H99ZM117 126H118V130H117ZM158 126V125H157ZM172 126V125H171ZM179 126V125H178ZM181 126V125H180ZM187 126H189V125H187ZM186 126V127H187ZM219 126V125H218ZM261 126V125H260ZM262 126H263V124H262ZM96 127V126H95ZM99 127V128H100ZM162 127H164V125L162 126ZM165 127H167L166 125H165ZM173 127V126H172ZM175 127H176V125H175ZM191 127V126H190ZM196 127V126H195ZM74 128V127H73ZM144 128V127H143ZM147 128V127H146ZM161 128V127H160ZM183 128V127H182ZM200 128V127H199ZM198 128V129H199ZM211 128V127H210ZM233 128H235V127H233ZM260 128V127H259ZM162 129V128H161ZM168 129V128H167ZM169 129H171V127L169 128ZM173 129V128H172ZM177 129V128H176ZM262 129V128H261ZM143 130V129H142ZM157 130V129H156ZM187 130V129H186ZM206 130V129H205ZM226 130V129H225ZM237 130V129H236ZM239 130V129H238ZM263 130V129H262ZM160 131V130H159ZM166 131V130H165ZM169 131V130H168ZM172 131V130H171ZM170 131V132H171ZM181 131V130H180ZM201 131V130H200ZM229 131V130H228ZM241 131V130H240ZM264 131V130H263ZM100 132V131H99ZM145 132V131H144ZM161 133L163 132L164 133V129L162 130V131H160ZM159 132V133H160ZM170 132H169V134L167 133L166 134V136H168V135H170ZM177 132V131H176ZM202 132H203V130H202ZM207 132H209V131H207ZM215 132V131H214ZM231 132V131H230ZM233 132H235V131H233ZM241 132H243V131H241ZM49 133V132H48ZM96 133V132H95ZM229 133V132H228ZM244 133V134H245ZM258 133V132H257ZM264 133V132H263ZM108 134H106V136L108 135ZM177 134V133H176ZM180 134V133H179ZM195 134V133H194ZM209 134V133H208ZM208 134H205L206 136L208 135ZM231 134V133H230ZM248 134V133H247ZM97 135H101V134H97ZM104 135V134H103ZM157 135H158V132H157ZM162 135V134H161ZM215 135V134H214ZM227 135V134H226ZM181 136H183L184 137V139L186 140V141H188L189 139V136H187V135H185V133H183L182 132V134H181ZM195 137H196V135H194ZM244 136V135H243ZM264 136V135H263ZM101 137H102V135H101ZM157 136H153V138H156ZM162 137V136H161ZM160 137V138H161ZM164 137V136H163ZM194 137V138H195ZM202 137H204V135L202 136ZM245 137V136H244ZM146 138V137H145ZM160 138H157V139H155V142H156V140H160ZM166 137H164V139H165ZM178 138V137H177ZM193 138V137H192ZM240 138V137H239ZM261 138V137H260ZM97 139V138H96ZM108 139V138H107ZM144 139V138H143ZM162 139V138H161ZM167 140H168V137L166 138ZM188 139V140H187ZM204 139H207L206 137L204 138ZM203 139V140H204ZM243 139V138H242ZM247 139V138H246ZM166 140V141H167ZM183 140V139H182ZM182 140H181V142H182ZM192 140V139H191ZM201 140H202V138H201ZM56 141V140H55ZM109 141V140H108ZM154 141V140H153ZM161 141V140H160ZM160 141H158V143L160 144ZM205 141V140H204ZM210 141V140H209ZM222 141V140H221ZM231 142H235L234 140H230ZM51 142V141H50ZM94 142H96V141H94ZM98 142V141H97ZM102 142V141H101ZM100 142V143H101ZM145 142V141H144ZM154 142V143H155ZM260 142H261V140H260ZM157 143V142H156ZM157 143V145H159ZM164 144H165V142H163ZM178 143V142H177ZM206 143V142H205ZM236 143V142H235ZM96 144V143H95ZM146 144V143H145ZM217 144V143H216ZM222 144V143H221ZM175 145V144H174ZM173 145V146H174ZM183 145V144H182ZM187 145V144H186ZM240 145V144H239ZM155 146V145H154ZM184 147L183 148H185V145H183ZM208 146V147H209ZM241 146V145H240ZM94 147H96V146H94ZM100 147L102 148L103 146H101V144H100ZM99 147V148H100ZM125 147V148H124ZM156 147V146H155ZM165 147V146H164ZM190 147V146H189ZM201 147H203V146H201ZM206 146H204V148H205ZM214 147V146H213ZM242 147V146H241ZM260 147L263 149V151H259V152H256L255 151V149L253 150V151H251V152H253V154H254V152L255 153H257L258 155L260 154L261 156H263L264 155V140L262 141V143H260ZM98 148V149H99ZM100 148V149H101ZM124 148V150L122 151V149ZM160 148V147H159ZM169 148V147H168ZM173 148V147H172ZM188 148V147H187ZM207 148V147H206ZM222 148V147H221ZM235 148V147H234ZM96 149V148H95ZM95 149H93V150H95ZM162 149H163V147H162ZM240 149V148H239ZM152 150V149H151ZM154 150V149H153ZM191 150V149H190ZM202 150V149H201ZM208 150V149H207ZM98 151V150H97ZM101 151V150H100ZM158 151V150H157ZM131 152H132V154H131ZM150 152V151H149ZM154 152V151H153ZM184 152V151H183ZM96 153V152H95ZM98 153V152H97ZM97 153H96V155H97ZM102 154H103V151L101 152ZM126 153H128V155H126ZM129 153L131 154L130 156H132L131 158L129 157ZM151 153V155L153 154L152 152H150ZM165 153V152H164ZM186 153V152H185ZM102 154H100V155H102ZM183 154V153H182ZM258 155H257V157H258ZM153 157H154V155H152ZM173 156V157H172ZM182 156V155H181ZM180 156V157H181ZM188 156V155H187ZM189 156V157H190ZM93 157H95V155L93 156ZM97 157H99V156H97ZM162 157V156H161ZM175 157H177L178 158V160H176L175 159ZM100 158V157H99ZM155 158H156V156H155ZM155 158H153V159H155ZM219 158V157H218ZM224 159V162L225 163H227V165L226 166H229V165H231V160H230V158H225V157H223ZM96 159V158H95ZM192 159H194V160H192ZM197 159L199 160V161H197ZM124 162H123V161ZM99 161V160H98ZM153 161V160H152ZM123 164V165H124ZM212 164V163H211ZM221 164V163H220ZM91 166H93V165H91ZM170 166V167H169ZM85 167H86V165H85ZM121 167V168H120ZM168 167H169V169H168ZM225 167V166H224ZM78 168V167H77ZM118 168H120L119 170L120 171H117L116 169H118ZM126 168V167H125ZM150 168H152V167H149V169ZM158 168V167H157ZM257 168V167H256ZM259 168V167H258ZM257 168V169H258ZM154 169V168H153ZM168 169V170H167ZM203 169V168H202ZM93 170V171H92ZM264 169H262L261 170V172H259L260 174L262 173V171H263ZM154 171V170H153ZM118 172H121V173H118ZM212 172H215V171H212ZM264 172V171H263ZM153 174V173H152ZM227 174V173H226ZM229 174V173H228ZM227 174V175H228ZM263 175H264V173H262ZM261 174V175H262ZM190 175V176H189ZM237 175V174H236ZM256 174H253L252 176H255ZM75 176V175H74ZM90 176V175H89ZM163 176V175H162ZM241 176V175H240ZM240 176H238V177H240ZM73 177V176H72ZM110 177V176H109ZM161 177V176H160ZM166 177V176H165ZM233 177V176H232ZM237 177V178H238ZM245 177V176H244ZM259 177V176H258ZM89 178H91V177H89ZM195 178V177H194ZM241 178V177H240ZM246 178H249V176L248 177H246ZM251 178V179H250ZM249 179L250 180H252V181H254V178L253 177H250ZM108 179V178H107ZM127 179V178H126ZM129 179V178H128ZM212 179V178H211ZM239 179V178H238ZM83 180V179H82ZM81 180V181H82ZM95 180V179H94ZM130 180V179H129ZM180 180V181H179ZM227 180V179H226ZM232 180H233V178H232ZM231 180V181H232ZM89 181V180H88ZM147 181V182H146ZM188 181V183H187V185H186V182ZM228 181H230V180H228ZM240 180H238V181H236V183L237 182H239ZM108 182H109V180H108ZM167 182V181H166ZM147 183H149L150 185V187H153V188H150L149 190H151L150 192L147 190V188H149V187H147ZM163 183V182H162ZM222 184V185H221ZM234 184V183H233ZM79 185V184H78ZM77 185V186H78ZM156 185H158V183L156 184ZM236 185H238V184H236ZM249 185V184H248ZM167 186V185H166ZM229 186V185H228ZM239 186V185H238ZM262 186V185H261ZM85 187L86 188H84V192L85 193H88V191L90 190V188H91V184L90 185H85ZM189 187H191V188H189ZM192 187L194 188V189H192ZM245 187V189H246V187H248V186H244ZM263 187V186H262ZM79 188V187H78ZM107 188H109V187H107ZM117 188V187H116ZM220 188V189H219ZM222 188V189H221ZM232 188V187H231ZM251 188H253V187H251ZM264 188V187H263ZM115 189V188H114ZM118 189V188H117ZM130 189H128V191L130 190ZM164 189V190H163ZM197 189V188H196ZM227 189V188H226ZM229 189V188H228ZM235 189V188H234ZM243 189V188H242ZM241 189V190H242ZM66 190V189H65ZM88 190V191H87ZM195 190V191H194ZM202 190V189H201ZM231 190V189H230ZM229 190V191H230ZM70 191V190H69ZM104 191V190H103ZM111 191V190H110ZM171 191V190H170ZM242 191H244V190H242ZM78 192H79V190H78ZM118 192V191H117ZM248 192H250V191H248ZM133 193H136V192H133ZM173 193V192H172ZM230 193H231V191H230ZM197 194H200V197L198 198V197H196V195ZM256 194V193H255ZM47 195V194H46ZM82 195V194H81ZM104 195V194H103ZM111 195V194H110ZM116 195V194H115ZM231 195H232V199H234V201H235V198H234V194H232L231 193ZM236 195H239V194H236ZM253 195V194H252ZM75 196H76V194H75ZM78 196V195H77ZM79 197V196H78ZM97 197V196H96ZM106 197V196H105ZM113 197V196H112ZM119 197V196H118ZM160 197V198H159ZM100 198H101V196H100ZM122 198V197H121ZM229 197H227V199H228ZM81 199H82V197H81ZM93 198H91V200H92ZM149 199H150V202L151 203H149L148 204V201H149ZM239 199V198H238ZM106 200V199H105ZM109 200H110V198H109ZM155 200V203H156V205H154L153 206V204H152V202ZM95 201V200H94ZM93 201V202H94ZM100 201H101V199L99 200V203H100ZM233 201V200H232ZM88 202V201H87ZM104 202V201H103ZM108 202V201H107ZM119 202V201H118ZM168 202V201H167ZM226 202H229L228 200H226ZM81 203L83 204V202L81 201ZM89 203V202H88ZM111 203V202H110ZM114 203V202H113ZM125 203L127 204L128 202H126L125 201ZM124 203V204H125ZM256 203V202H255ZM73 204V203H72ZM101 204V203H100ZM105 204V203H104ZM130 204V203H129ZM181 204H183V206H181ZM231 205H232V202L230 203ZM74 205H75V203H74ZM88 205V204H87ZM90 205H92V202L90 203ZM94 205V204H93ZM107 205V204H106ZM169 205V204H168ZM226 205V204H225ZM228 205H229V203H228ZM227 205V206H228ZM260 205V204H259ZM81 206V205H80ZM96 206V205H95ZM95 206H92V209L95 207ZM167 206V205H166ZM170 206H169V208H170ZM230 206V205H229ZM229 206L228 207H226V208H229ZM240 206V205H239ZM53 207V206H52ZM75 206H73V208H74ZM89 207V206H88ZM123 209H120L121 211H123L124 209H126L125 208V205H123ZM132 207V206H131ZM130 207V208H131ZM152 207H153V209H152ZM204 207V206H203ZM247 207V206H246ZM261 207H262V209H261ZM128 208V207H127ZM133 209H134V207H132ZM152 210H151V209ZM232 208H234V206L232 205ZM235 208H237V207H235ZM234 208V209H235ZM251 208V207H250ZM69 209V208H68ZM75 209V208H74ZM110 209H111V207H110ZM113 209V208H112ZM233 209V210H234ZM240 209H241V207H240ZM246 209H248V208H246ZM260 209H261V214L259 213V215L258 216H256L255 217V215L254 216H252L255 220V222H253L252 224H250L249 226H250V229L252 228H254L255 230H257V229H261V228H263V226H264V206L262 205V206H260ZM71 210V209H70ZM70 210H68V211H70ZM76 210V209H75ZM230 210V209H229ZM233 210H230V211H233ZM238 210V209H237ZM236 210V211H237ZM73 211V210H72ZM77 211V210H76ZM95 211V210H94ZM97 211H98V209H97ZM113 211V210H112ZM154 212V213H152L151 215L149 214L150 212ZM171 211V210H170ZM223 211V212H222ZM235 211V210H234ZM59 212H60V210H59ZM91 212V211H90ZM101 212H102V210H101ZM115 212V211H114ZM131 212V211H130ZM142 212H144V211H142ZM229 212V211H228ZM228 212H227V214H228ZM239 213H240V211H238ZM248 212H254V211H248ZM105 213V212H104ZM118 213V212H117ZM123 213H124V211H123ZM139 213V212H138ZM170 213V212H169ZM76 214V213H75ZM80 215H81V213H79ZM87 214V213H86ZM89 214V213H88ZM96 214H98V213H96ZM115 215H116V213H114ZM127 214V213H126ZM129 214V213H128ZM127 214V215H128ZM168 215V217L170 218V220H171V218L173 217V215ZM213 214H215L216 216H217V218H216V220L214 219V218H212V216H213ZM226 214V215H227ZM233 214H235V212H233ZM238 214V213H237ZM236 214V216H238ZM247 214H249V213H247ZM114 215V216H115ZM121 215V214H120ZM205 215V214H204ZM221 215V214H220ZM229 215V214H228ZM75 216V215H74ZM83 216H84V214H83ZM111 216V215H110ZM119 216V215H118ZM130 216V215H129ZM136 216V215H135ZM140 216V215H139ZM231 216H232V212H231ZM131 217V216H130ZM244 217L246 218V216L245 215H243V217H242V219L243 220H241L242 221V223L241 224H243V223H245V225H246V222H244ZM252 217L250 216L249 218H251L252 219ZM79 218V217H78ZM94 218V217H93ZM92 218V219H93ZM111 218V217H110ZM115 218V217H114ZM117 218H119V217H117ZM116 218V219H117ZM124 218V217H123ZM133 218V217H132ZM137 218H139V217H137ZM165 218H167V217H165ZM220 218V217H219ZM225 218V217H224ZM229 217H227V219H228ZM76 219V218H75ZM112 219H113V217H112ZM129 219V218H128ZM227 219H225V220H227ZM230 219V218H229ZM232 219H233V217H232ZM250 219V220H251ZM95 220V219H94ZM99 220V219H98ZM101 220V219H100ZM100 220H99V222H100ZM127 220V219H126ZM130 220V219H129ZM240 220V219H239ZM82 221L83 222H86V220H83V218H82ZM96 221V220H95ZM112 221V220H111ZM113 221H115V220H113ZM120 221V219L117 221V222H119ZM139 221V220H138ZM172 221V220H171ZM220 221V220H219ZM218 221V222H219ZM233 221H234V219H233ZM236 221H237V219H236ZM247 222H249L248 220H246ZM64 222V221H63ZM69 222V221H68ZM79 222V221H78ZM98 222V223H99ZM126 222V221H125ZM172 222H174V221H172ZM235 222V221H234ZM238 222V221H237ZM94 223V222H93ZM104 223V222H103ZM102 223V224H103ZM127 223H130V222H127ZM133 223H134V221H133ZM138 223H140V222H138ZM231 223V222H230ZM230 223H228V224H230ZM118 224V226H122L123 224H122V220H121V224L122 225H120L119 223H117ZM153 224V225H152ZM220 224H222L221 222H220ZM226 224V223H225ZM224 224V225H225ZM236 224V223H235ZM239 224V223H238ZM72 225V224H71ZM84 225H85V223H84ZM93 225V224H92ZM95 225V224H94ZM100 225V224H99ZM109 225V224H108ZM113 225V224H112ZM132 225H134V224H132ZM195 225H198V224H195ZM207 225V224H206ZM209 225H210V223H209ZM212 225V224H211ZM210 225V227H209V229L205 232V234H201L200 235V239L201 238H204L203 240H205L206 238H208V237H206L207 235H211L210 236V240H208V241H206L205 243L206 244H204L202 241H197L198 243H200V244H196L195 246H200L201 247V250H203V251H207V250H209V249H211V247H212V245L211 244H216V243H225V247H229V248H232V250L233 251H235V252H237L238 251V255L235 257V259L234 260H230L229 261V264H251V262H252V264H253V262H255L256 264H264V237L262 238V241L260 242V243H258V244H255L256 246L255 247H253V249H251L250 248V246H249V242H247V239L250 237V236H252V237H250V239H252L253 238V236L254 237H256V239H258V237L256 236L258 233H255L254 232V235H251L252 234V232H251V234L250 235H247V236H249V237H247V239L245 238V239H240L239 237H238V235L236 234V233H233V231H231L230 230V232H223L222 230H221V228L219 227V226H216V227H212ZM213 225H214V223H213ZM227 225V224H226ZM86 226V228H85V230H84V227L83 226H81V230H82V234H83V236H81L82 237V239L83 240H86L87 238H85V237H87L88 236V234H87V236H85L86 235V233L88 232L87 231V229L88 228H93V226H91L90 224H87V225H85ZM91 226V227H90ZM111 226V225H110ZM136 226V225H135ZM134 226V227H135ZM234 226V225H233ZM247 226V225H246ZM252 226V227H251ZM65 227V226H64ZM70 227V226H69ZM127 227V226H126ZM133 227V228H134ZM137 227V226H136ZM139 227V226H138ZM203 227H205V226H200V228H203ZM208 227V226H207ZM237 227V226H236ZM241 227V226H240ZM95 228V227H94ZM116 228V227H115ZM114 228V229H115ZM124 228V227H123ZM132 228V227H131ZM235 227H233V230H235L234 229ZM243 228H245V226H243ZM69 229H71V228H69ZM102 229V228H101ZM104 229H105V225H104ZM119 229V228H118ZM117 228H116V230H118ZM184 229V230H183ZM196 229H198V226L196 227ZM203 229H205V228H203ZM224 229V228H223ZM229 229V228H228ZM250 229H249V231H250ZM251 229V230H252ZM96 230V228L94 229V231ZM121 231H122V229H120ZM141 230V229H140ZM240 230H242L241 228L239 229V232H238V230H235V231H237L238 233H240ZM101 231V230H100ZM104 231V230H103ZM156 231H158V230H156ZM176 233H175V232ZM187 231V230H186ZM198 231V230H197ZM204 231V230H203ZM248 231V230H247ZM70 232V231H69ZM128 232V231H127ZM137 232V231H136ZM101 233V232H100ZM104 233V232H103ZM107 233V232H106ZM106 233H104V235L106 234ZM124 233V232H123ZM159 233V232H158ZM81 234V235H82ZM119 234V233H118ZM241 234V233H240ZM64 235V234H63ZM66 236H67V234H65ZM103 235V236H104ZM108 235V234H107ZM124 235V234H123ZM133 235H135V234H133ZM141 235V234H140ZM100 236V235H99ZM143 236V235H142ZM166 236L168 237L167 239H166ZM182 236V235H181ZM181 236H179L180 238H181ZM69 237V236H68ZM77 237H78V235H77ZM91 237V236H90ZM119 237V236H118ZM121 237V236H120ZM125 237H126V235H125ZM260 237H262V236H260ZM104 238V237H103ZM103 238H101V239H103ZM109 238H111V237H109ZM115 238H116V236H115ZM122 238V237H121ZM128 238H129V236H128ZM150 238V237H149ZM244 238V237H243ZM90 239V238H89ZM105 239V238H104ZM113 239V238H112ZM154 239V238H153ZM67 240V239H66ZM94 240V239H93ZM130 240H131V238H130ZM139 240H141V239H139ZM139 240H138V242H139ZM253 240H254V238H253ZM70 241V240H69ZM69 241H67L68 242V244H69ZM82 241V240H81ZM89 241H91V240H89ZM88 241V242H89ZM96 241V240H95ZM121 241H123V240H121ZM121 241H119V244H120V242ZM87 242V243H88ZM208 242V243H207ZM73 243V242H72ZM87 243L85 242V243H83L82 242V245H81V248H84V249H82L83 250V252L84 253H87V252H89V250H88V248L87 247H89V246H87ZM128 243V242H127ZM142 243H143V245H145V242H144V240L142 241ZM151 243V242H150ZM158 243V242H157ZM210 243V244H209ZM254 242H252V244H253ZM64 244H67V243H64ZM89 244H90V242H89ZM162 244V245H163ZM77 245V244H76ZM91 245V244H90ZM130 245V244H129ZM136 245V244H135ZM158 246H157V251L156 252H158L159 254L161 253V252H163L162 250H160L159 248H160V245H159V243L157 244ZM161 245V246H162ZM84 246V247H83ZM137 246V245H136ZM135 246V247H136ZM219 246V245H218ZM249 246V247H248ZM90 247H92V245L90 246ZM123 247V246H122ZM126 247V246H125ZM210 247V248H209ZM70 247H67V248H63L62 246H59V249H58V252L59 253H61V250H63L62 252V254L63 255H65V256H63V258H62V260H63V263H66V261H67V263L68 264H71V261L72 260H70V259H68V257H67V254H69V252L71 251V250H69L68 251V249H69ZM124 248V247H123ZM129 248H132V245L129 247ZM127 249V248H126ZM134 249V248H133ZM243 249V250H242ZM67 250V251H66ZM94 250V249H93ZM137 250H139V249H137ZM153 250V249H152ZM72 251H74V250H72ZM87 251V252H86ZM102 251H103V249H102ZM128 251V250H127ZM126 251V252H127ZM134 251V250H133ZM133 251H131V252H133ZM141 251V250H140ZM139 251V252H140ZM78 252V251H77ZM92 252V251H91ZM95 252V251H94ZM124 252V251H123ZM130 251H129V253H131ZM147 252V251H146ZM153 252V251H152ZM246 252V253H245ZM67 253V254H66ZM71 253V252H70ZM117 253V252H116ZM138 253V252H137ZM80 254V253H79ZM89 254V253H88ZM138 254H140V253H138ZM246 254V259H244V260H246V261H244L243 259H241L242 257H244L243 255H245ZM85 255V254H84ZM83 255V256H84ZM96 255V254H95ZM133 255V254H132ZM131 255V256H132ZM155 256V255H154ZM153 256V257H154ZM85 257V256H84ZM84 257H83V260H84ZM156 257V256H155ZM146 258V257H145ZM144 258V259H145ZM160 258V256H158L157 258H156V261L157 260H159V262L158 263H161V260L159 259ZM79 259V258H78ZM77 259V260H78ZM143 259V260H144ZM153 259V258H152ZM82 260V261H83ZM113 260V259H112ZM146 260V259H145ZM154 260H155V258H154ZM250 262H249V261ZM128 262V261H127ZM126 262V263H127ZM139 262V261H138ZM137 262V263H138ZM82 263V262H81ZM108 263V262H107ZM110 263V262H109ZM136 263V262H135ZM157 263V264H158ZM73 264V263H72ZM83 264V263H82ZM105 264V263H104ZM129 264V263H128ZM131 264H134V263H131Z\"/></svg>",
	"mask_w": 264,
	"mask_h": 264
},
{
	"label": "clouds",
	"instance_id": "clouds-1",
	"mask_svg": "<svg viewBox=\"0 0 264 264\" xmlns=\"http://www.w3.org/2000/svg\"><path fill=\"white\" fill-rule=\"evenodd\" d=\"M34 16L58 38L46 51L43 68L60 111L79 126L102 117L120 70L107 0H32L28 18ZM146 264L156 262L149 258Z\"/></svg>",
	"mask_w": 264,
	"mask_h": 264
}]
</instances>
